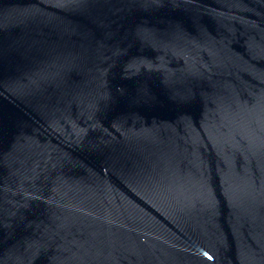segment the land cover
I'll return each mask as SVG.
<instances>
[{
    "label": "water",
    "instance_id": "water-1",
    "mask_svg": "<svg viewBox=\"0 0 264 264\" xmlns=\"http://www.w3.org/2000/svg\"><path fill=\"white\" fill-rule=\"evenodd\" d=\"M0 264H264V0H0Z\"/></svg>",
    "mask_w": 264,
    "mask_h": 264
},
{
    "label": "snow or ice",
    "instance_id": "snow-or-ice-1",
    "mask_svg": "<svg viewBox=\"0 0 264 264\" xmlns=\"http://www.w3.org/2000/svg\"><path fill=\"white\" fill-rule=\"evenodd\" d=\"M209 259H211V257H209Z\"/></svg>",
    "mask_w": 264,
    "mask_h": 264
}]
</instances>
